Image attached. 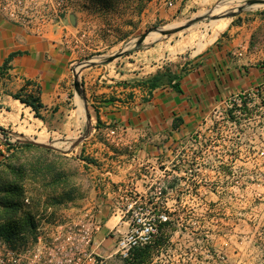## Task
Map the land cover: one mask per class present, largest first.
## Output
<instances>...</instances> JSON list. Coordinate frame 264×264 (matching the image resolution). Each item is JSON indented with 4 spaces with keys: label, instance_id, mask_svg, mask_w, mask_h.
Listing matches in <instances>:
<instances>
[{
    "label": "rangeland",
    "instance_id": "374dc122",
    "mask_svg": "<svg viewBox=\"0 0 264 264\" xmlns=\"http://www.w3.org/2000/svg\"><path fill=\"white\" fill-rule=\"evenodd\" d=\"M25 7V19L61 21L65 26L71 80L76 74L79 86L86 83L87 87L99 83L92 82L100 77L99 71L103 75L114 66L132 69L151 47L189 46L192 49H183L181 55L193 54L201 24L228 19L227 26L212 40L210 35L202 48L232 26L241 27L250 67L258 70L255 76L208 105L196 118L197 126L183 127L176 137L151 144L159 148L156 158L126 166L127 181L109 186L107 202L114 203L116 186L121 184L125 204L132 207L125 224L119 225L116 218L108 222L111 237L97 251L103 257L112 255L106 264H123L115 254L114 237L131 226L147 224L144 211L165 200L166 210L159 213L174 219L175 230L167 247L155 251L149 264H260L264 252V5L245 6V0H29ZM218 8L234 16L213 13ZM188 24L171 35L153 31L156 39L135 46L149 29ZM86 62L89 71L98 70L84 80ZM84 132L85 128H66L45 134L43 142L31 143L33 139L6 130V143L13 146L0 172L1 239L3 225L10 219L22 224L12 242L24 244L34 240L35 227L49 229L55 222L71 221L98 198L95 181L80 162L90 158L83 156L89 147L86 152L72 151L71 142ZM27 141L31 146L23 145ZM161 190L167 192L164 199Z\"/></svg>",
    "mask_w": 264,
    "mask_h": 264
},
{
    "label": "crops",
    "instance_id": "0c3cea01",
    "mask_svg": "<svg viewBox=\"0 0 264 264\" xmlns=\"http://www.w3.org/2000/svg\"><path fill=\"white\" fill-rule=\"evenodd\" d=\"M225 10L218 8L213 13ZM60 22L11 18L0 6V128L33 139L29 142H43L45 134L66 128H85L83 136L71 142L72 151L89 149L83 156L89 154L90 158L83 157L80 162L88 167L96 192L97 185H103L107 196L111 184L125 182L130 175L128 165L118 168L117 161H126L129 153L137 163L156 158L159 148L151 144L176 137L183 127L197 126L196 118L208 105L235 91L240 82L258 71L250 67L241 27L232 26L223 37L202 48L210 35L212 40L227 26L228 19L220 18L199 26L193 54L181 55L183 49H192L189 46L169 43L151 47L139 58V67L133 63L135 67L128 70L114 66L107 74L99 71L100 77L92 81L99 83L95 87L84 83L77 93L71 80L65 26ZM164 67L180 75L181 94L164 87L153 90L149 97L146 88H133L141 78ZM90 69L81 73L84 80L85 75L90 79L98 70ZM14 95H36L42 104L39 118ZM115 126L121 130V142L105 145L102 136ZM9 152L0 143V172Z\"/></svg>",
    "mask_w": 264,
    "mask_h": 264
},
{
    "label": "built area",
    "instance_id": "2783aa9c",
    "mask_svg": "<svg viewBox=\"0 0 264 264\" xmlns=\"http://www.w3.org/2000/svg\"><path fill=\"white\" fill-rule=\"evenodd\" d=\"M27 1L0 0V6L9 17L28 20L23 17L28 12L25 7ZM133 88L140 89L138 86ZM0 139L6 140L1 134ZM102 139L105 145L117 146L122 139L121 130L117 126L109 127ZM126 159L117 161V167L123 168L136 161L133 153H129ZM116 187L113 204L109 205L107 202L109 196L101 185L97 189L99 202L94 201L90 208L83 210L76 218L66 223L55 222L53 228L49 229L48 226L35 227L33 241L20 244L18 241L0 238V264H106L105 260L112 255L103 257L97 250L102 241L111 237L112 229H108L107 224L112 218H116L119 225L125 224V217L132 207L131 204L129 206L125 204L127 196L123 186L120 184ZM162 191H159V195ZM158 205L146 209L144 215L147 216ZM158 218L166 221L168 216L157 210ZM147 220V224L131 226L126 232H119V235L114 237L115 254L121 260L129 258L134 248L150 244L157 236V221ZM105 230L107 232L104 233Z\"/></svg>",
    "mask_w": 264,
    "mask_h": 264
},
{
    "label": "trees",
    "instance_id": "16d2710c",
    "mask_svg": "<svg viewBox=\"0 0 264 264\" xmlns=\"http://www.w3.org/2000/svg\"><path fill=\"white\" fill-rule=\"evenodd\" d=\"M149 39H155L154 33H150ZM264 68V66H262ZM181 77L176 72L170 69V67H164L163 69H158L155 72L151 73L150 75L141 78L139 81H137L133 86H138L140 88H146L148 91V96H151V93L153 90L157 88H164L168 87L173 89L175 92L181 94V90L179 87V81ZM15 99H18L21 103L25 104L26 106L30 107L32 111L34 112V116L39 118V109L42 108V104L40 103L39 98L36 95H26L25 97H21L20 95H14ZM178 121H181V119H177ZM5 129L0 128V134L5 139ZM0 142L6 146L8 149L11 143H6V140H1ZM24 146H31V144L27 141L23 144ZM86 160V159H85ZM167 192L165 190L162 191L161 195H164ZM159 205L155 207L154 210H152L146 217L149 220L157 221V236H155L154 240L147 245L144 246H138L134 248L132 253L130 254L129 258L124 260L123 264H149L151 255L157 251L160 252L165 247H167V244L170 239V235L172 232H174L175 227V221L174 219L167 218L166 221H161L159 218L157 219V210H166L165 209V200L160 201L158 203ZM12 204L10 203L9 206ZM22 227V224L19 222H16L15 220L10 219L5 225H3V231L4 234L3 238L6 241H11L13 238H16V236L19 234L20 228ZM260 264H264V252L262 257V262Z\"/></svg>",
    "mask_w": 264,
    "mask_h": 264
},
{
    "label": "water",
    "instance_id": "95a60500",
    "mask_svg": "<svg viewBox=\"0 0 264 264\" xmlns=\"http://www.w3.org/2000/svg\"><path fill=\"white\" fill-rule=\"evenodd\" d=\"M251 5H264V0H245V6H251ZM241 9H243V7H240L238 9V11H240ZM223 17H227V16H234V14H228V13H224L222 15ZM190 24L188 25H185L183 27H175V28H172V29H168V30H163V29H157V28H154V29H149L147 30L145 33H143L140 37L137 38L136 42H135V46H140L147 38V36L152 33L153 31L160 34V35H163V36H166V35H171L173 33H176L184 28H187ZM119 55H116L115 57H118ZM114 58V57H113ZM111 59H109L108 61H111ZM89 62H86L83 64V66H89ZM74 87H75V90L77 93H79V84H78V80H77V75L74 74ZM82 138V137H81ZM31 143H35L33 141H31ZM76 145V144H75ZM74 145V146H75Z\"/></svg>",
    "mask_w": 264,
    "mask_h": 264
}]
</instances>
